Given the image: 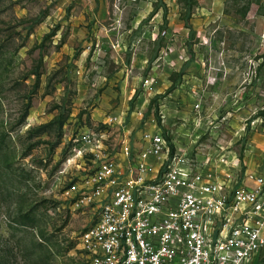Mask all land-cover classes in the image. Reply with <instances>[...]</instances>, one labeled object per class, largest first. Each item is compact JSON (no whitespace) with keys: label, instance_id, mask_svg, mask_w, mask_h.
Masks as SVG:
<instances>
[{"label":"rangeland","instance_id":"rangeland-1","mask_svg":"<svg viewBox=\"0 0 264 264\" xmlns=\"http://www.w3.org/2000/svg\"><path fill=\"white\" fill-rule=\"evenodd\" d=\"M156 130L264 171V0H0V264H83L93 147Z\"/></svg>","mask_w":264,"mask_h":264},{"label":"built area","instance_id":"built-area-1","mask_svg":"<svg viewBox=\"0 0 264 264\" xmlns=\"http://www.w3.org/2000/svg\"><path fill=\"white\" fill-rule=\"evenodd\" d=\"M141 138L120 157L93 147L81 202L95 221L79 238L83 264H264V171L243 170L231 151L193 163L160 130Z\"/></svg>","mask_w":264,"mask_h":264},{"label":"crops","instance_id":"crops-1","mask_svg":"<svg viewBox=\"0 0 264 264\" xmlns=\"http://www.w3.org/2000/svg\"><path fill=\"white\" fill-rule=\"evenodd\" d=\"M149 10H150V9L148 8V9L146 10L145 14L148 13V12H150ZM138 12H139V10H138ZM138 14H140V13H137V15H138ZM145 14L141 15V17H137V16H135V19L132 20V22H131V27L126 28V31L121 32V33L118 35L117 43H121V42L123 43V42L125 41V36H126V34H129L130 32H132V34H133L134 36H135V35L137 36V35H139V34H141V33H142L144 36H146V34L149 33V30H147V32H146V30L143 29L144 26L141 25V27H139V25L141 24L140 22L144 19ZM150 24H151V23H150ZM154 27H155V26H154ZM139 28H141V29H143V30L139 31V30H138ZM134 30H136V31H134ZM156 30H157V28H154V31H152V34L155 33ZM145 32H146V33H145ZM134 33H135V34H134ZM99 36H100V38L102 37L101 35H99ZM138 137L141 139V137H142V133H141V132H139V136H138ZM139 141H140V142H139ZM134 143L139 144V143H141V140H138V142H137V140L134 139Z\"/></svg>","mask_w":264,"mask_h":264}]
</instances>
